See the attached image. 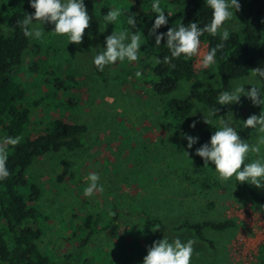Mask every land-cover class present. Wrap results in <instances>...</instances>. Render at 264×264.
<instances>
[{
  "label": "rangeland",
  "instance_id": "obj_1",
  "mask_svg": "<svg viewBox=\"0 0 264 264\" xmlns=\"http://www.w3.org/2000/svg\"><path fill=\"white\" fill-rule=\"evenodd\" d=\"M24 1L0 0V6L12 5L18 10ZM103 1L94 0L99 20ZM246 1L239 0L241 7L235 13L236 19L246 13ZM153 22L154 16L150 28ZM233 23L238 24L233 32L239 31V23ZM43 27L46 33L40 39H30V46L38 45L42 50L38 54L33 49L24 52L22 71L16 77L26 87L27 104L40 101L47 90L43 81L29 78L27 68L33 63L41 69L57 68L60 75L72 73L76 85L70 98L64 101L66 104L73 101V107L54 110L48 101L34 106L30 131L42 130L49 117L54 116L68 123L85 124L89 137L84 147L40 157L29 170V176L40 186L38 204L46 217L38 223L43 230L42 251L48 252L56 264L76 260L90 264H142L148 248L165 235L170 240L179 237L182 241H194L190 264H258V247L264 245V213L257 212L264 204L251 203L246 191L235 187L233 180L221 181L211 163L205 171L195 172L192 160L198 143L188 149L184 134L175 135L162 117L165 100H191V90L213 88L208 82L227 91L234 80L225 83L216 75L202 78L199 75L204 68L197 61L193 81H182L170 96L160 97L154 94L152 77L144 68L149 62L145 54L141 53L136 62L105 66L100 78L92 64L93 38L86 29L77 45L69 43L64 35L50 33L54 26L45 23ZM113 31L120 29L107 25L102 34L106 37ZM261 40H264V16ZM97 46L103 48L104 40H98ZM261 46L264 48V43ZM205 47L201 44L202 50L206 51ZM137 71L141 72L139 77L135 75ZM245 87L247 90L250 86ZM223 107L237 122L261 111L260 106L243 97L238 105ZM192 114L193 111L185 120L187 128L194 122L204 124L202 113ZM236 130L241 139L251 138V129ZM186 134L198 137L192 131ZM252 138L255 140V133ZM253 158L255 154H250L249 159ZM90 172L100 174L102 188L93 197H85ZM249 187L264 198V189ZM86 216L97 219L102 229L90 239L89 230H84L80 219ZM146 216L158 221V225L147 227ZM224 219L234 220L236 227L224 232L204 229L203 237L208 243L179 227L184 222ZM115 222L114 236H109L104 226Z\"/></svg>",
  "mask_w": 264,
  "mask_h": 264
},
{
  "label": "trees",
  "instance_id": "obj_2",
  "mask_svg": "<svg viewBox=\"0 0 264 264\" xmlns=\"http://www.w3.org/2000/svg\"><path fill=\"white\" fill-rule=\"evenodd\" d=\"M152 0H104L102 14L108 7L119 9L121 15L113 28L123 30L125 25L124 13L129 10L135 13L140 23L137 29L143 32L146 42L141 45V53L149 58L145 70L152 77V90L157 96H170L177 90L180 82H191L195 79L194 58L183 57L163 63V57L169 55L164 47L165 41H161L160 47H155V37L149 36V22L152 13L150 5ZM246 13L237 17L241 26L237 32H232L230 39L224 42L223 49L217 54L216 64L208 69H203L199 76L211 79L218 76L223 82H231L242 79L250 70L264 67V48L261 46V18L264 16V0H247ZM161 6L171 13L168 24L158 29L159 33H166L168 28L175 27L179 23L187 25L189 22L207 23L211 18V10L204 5V0H161ZM92 19L86 30L93 38L94 51L98 48V40H105V36L99 32V14L94 0H85ZM28 0H25L20 9H14L12 5L0 6V24H7L9 31L0 33V137L21 136V142L9 150L8 167L10 175L4 181H0V264H56L48 252L42 251L40 241L43 230L38 223L46 217L40 211L38 201L41 189L38 183L29 176L35 160L48 154L61 150L72 152L80 149L87 143L89 132L85 124L68 123L61 118L50 116L47 126L37 133L30 131V119L32 109L40 102L48 101L51 108L73 107V101L69 99L76 80L72 73L60 75L57 68H39L37 63L28 66L30 79L47 84L44 98L27 104L26 87L16 81V77L22 71L21 63L26 50L33 49L38 54L42 47L30 46V39L25 38L22 29L16 25V21L23 18L24 13L32 14ZM167 16V12H165ZM52 27L53 25L50 24ZM136 31V29H133ZM201 43L206 44L207 49L220 43L219 37H213L205 33L201 37ZM97 46V47H96ZM51 55V52H47ZM140 53V54H141ZM159 58L161 63H156ZM97 76L102 77V71L94 66ZM220 88H209L203 91L191 90V100L181 98H169L163 104V119L172 129L175 135H183L188 131L198 135V145L207 143L215 129L208 124L195 123V128L185 126V120L191 114L194 102L208 107H217L218 116H227V111L221 105H216V97ZM36 120V119H35ZM42 124V122H41ZM195 172L206 170L204 161L195 156L192 160ZM243 167V165H242ZM233 185L244 189L248 200L257 205L264 204V198L259 197L247 184ZM219 188L217 182H213ZM114 221L116 218L112 217ZM81 219L84 230H89L88 239L96 235L100 230L97 219L86 216ZM147 227L158 225V221L145 218ZM186 229L198 238L199 241H208L203 237V230L208 228L217 232H224L236 227V222L231 219L221 221L206 220L202 222H184L179 226ZM117 228L114 224H106L103 230L108 231L109 236H114ZM210 241V245H211ZM258 264H264V245L258 247ZM67 264V263H63ZM70 264H90L88 261H72Z\"/></svg>",
  "mask_w": 264,
  "mask_h": 264
},
{
  "label": "clouds",
  "instance_id": "obj_3",
  "mask_svg": "<svg viewBox=\"0 0 264 264\" xmlns=\"http://www.w3.org/2000/svg\"><path fill=\"white\" fill-rule=\"evenodd\" d=\"M129 2L131 3V0ZM28 3L34 12L30 15L24 13L23 18L16 21L25 38L40 39L46 33L43 26L47 23L54 26L50 33L66 36L69 43L79 45L82 42L85 29L89 28L92 19L85 7V0H28ZM204 5L211 10V18L207 23L201 25L199 22H189L185 25L181 22L175 27H169L166 33H159L158 29L167 25L168 18L172 15L162 8L161 0H152L150 8L154 22L149 29V36L155 37V47H160L161 41H165L164 47L168 49L169 55L163 57V63L168 64L183 57L196 58L199 66L204 69L216 64L218 52L238 27L233 21H238L235 13L240 11L241 6L239 0H204ZM120 15L119 9L108 7L107 13L101 15L102 19L99 20V32L103 33L107 25H114ZM124 15L126 27L113 31L105 37L104 47L95 49L92 64L98 70L102 71L105 66L116 62H136L139 59L141 45L146 42V38L143 32L137 29V24L140 23L137 15L129 10ZM8 31L7 24H0V33ZM205 33L213 37L218 36L220 43L206 51L202 50L201 37ZM260 43H264V40ZM156 63H161V60L157 58ZM135 75L139 77L141 72L137 71ZM208 83L213 88L217 87L211 82ZM245 86L250 87L246 90ZM219 87L216 105H238L243 97L250 100L254 106H260L261 111L259 115L253 114L246 120L237 122L233 120L231 112L225 117H220L216 106L208 107L197 103L192 115L197 111L202 113L204 123L215 131L207 143L196 148L194 154L204 161V165H214L213 171L221 181L234 179L236 184L264 189V155H261L264 149V67L252 69L243 79L234 80L227 91L222 90L221 85ZM195 126V122L190 125L192 128ZM237 128L251 129V138L247 141L241 139ZM253 133L256 134L255 140L252 138ZM21 139L19 135L0 137V181L9 177L8 153ZM183 139L187 141V148L192 149L199 138L184 134ZM250 154H255V158L249 159ZM100 179L97 172L88 174V183L84 188L85 197H93L101 190ZM257 213H264V206H261ZM193 244L191 239L182 241L177 237L170 240L164 235L163 239L154 241L148 248L142 264H190Z\"/></svg>",
  "mask_w": 264,
  "mask_h": 264
},
{
  "label": "built area",
  "instance_id": "obj_4",
  "mask_svg": "<svg viewBox=\"0 0 264 264\" xmlns=\"http://www.w3.org/2000/svg\"><path fill=\"white\" fill-rule=\"evenodd\" d=\"M201 44H203V45H205L206 46V44H204V43H201ZM206 48V50H207V46L205 47ZM196 63H197V59L196 58H194V64H193V66H194V71L196 70ZM196 73V72H195Z\"/></svg>",
  "mask_w": 264,
  "mask_h": 264
}]
</instances>
